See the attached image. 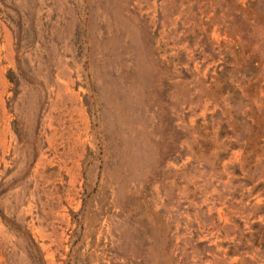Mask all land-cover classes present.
<instances>
[{
	"label": "rangeland",
	"instance_id": "rangeland-1",
	"mask_svg": "<svg viewBox=\"0 0 264 264\" xmlns=\"http://www.w3.org/2000/svg\"><path fill=\"white\" fill-rule=\"evenodd\" d=\"M0 264H264V0H0Z\"/></svg>",
	"mask_w": 264,
	"mask_h": 264
}]
</instances>
